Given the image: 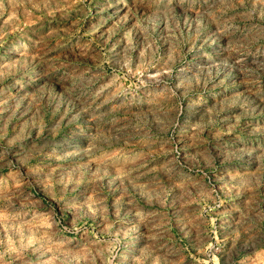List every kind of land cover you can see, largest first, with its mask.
I'll return each mask as SVG.
<instances>
[{
  "label": "rangeland",
  "instance_id": "374dc122",
  "mask_svg": "<svg viewBox=\"0 0 264 264\" xmlns=\"http://www.w3.org/2000/svg\"><path fill=\"white\" fill-rule=\"evenodd\" d=\"M0 264H264V0H0Z\"/></svg>",
  "mask_w": 264,
  "mask_h": 264
}]
</instances>
